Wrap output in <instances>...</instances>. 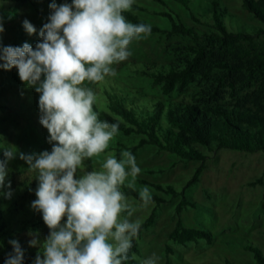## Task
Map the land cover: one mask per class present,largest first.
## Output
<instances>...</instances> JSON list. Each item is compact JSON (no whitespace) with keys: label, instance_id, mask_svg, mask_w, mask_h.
Listing matches in <instances>:
<instances>
[{"label":"clouds","instance_id":"obj_1","mask_svg":"<svg viewBox=\"0 0 264 264\" xmlns=\"http://www.w3.org/2000/svg\"><path fill=\"white\" fill-rule=\"evenodd\" d=\"M134 2L71 0L57 4L53 0L35 48L28 43L20 47L0 44V68H16L20 80L40 94V123L52 145L50 152L19 153L38 181L37 199L31 207L42 214L49 229L42 242L38 234L29 233L33 236L29 245L40 248L35 264H125L138 237L142 222L132 219L138 207L122 191L124 187L137 191L142 170L133 153L124 150L119 158L108 154L96 161L98 169L85 171V161L101 157L119 133V123L100 119L94 109L98 96L86 82L98 84L115 77L113 65L132 55L134 41L151 34L150 24H134L123 15ZM23 27L29 35L37 31L27 19ZM4 31L0 19V34ZM3 155L0 188L8 174L7 162L16 157L17 150L9 147ZM138 191L140 208L154 202L148 186ZM9 243L13 252L5 264H23L19 242ZM161 260L153 252L141 264H161Z\"/></svg>","mask_w":264,"mask_h":264},{"label":"trees","instance_id":"obj_2","mask_svg":"<svg viewBox=\"0 0 264 264\" xmlns=\"http://www.w3.org/2000/svg\"><path fill=\"white\" fill-rule=\"evenodd\" d=\"M9 1L27 2L34 6L37 3L50 5L53 2ZM168 1L148 0V4H145L135 0L132 9L123 13L127 20L134 24H150L151 34L180 35L196 41L193 45L183 44L171 49L172 59L167 63L149 65L139 62L134 63L131 68L128 67L134 76L144 77L153 86H157L164 97L151 96L136 87H127L123 79L118 77H106L103 82L97 84L99 94L94 109L99 112L101 120L119 123V133L135 140L129 149L133 155L137 149L151 145L159 151L175 154L181 160L201 163L180 189L170 182L138 179L140 184L152 189L154 206L149 215L141 221V229L138 237L133 240V247L125 264H140L137 259L141 254L138 242L143 230L153 225L156 210L161 203L167 201V197H180L175 206L176 212L186 207H199L187 194L189 188L198 182L204 169L203 162L209 158L199 147L206 151L230 149L264 154V0H241L242 7L261 23L251 24L246 30L229 26H233L229 11L220 0H211L210 21L205 18L204 23L208 28L206 30L186 23L179 13L171 8ZM171 1L185 7L192 18L201 23V18L193 13L192 8L198 0ZM55 2L71 3V0ZM141 12L160 18L161 22L154 23L149 17L142 16ZM12 30L13 36L5 46L20 47L28 43L35 48L41 41L40 29L29 35L23 27V21L12 25ZM254 37L262 39L259 46L254 45ZM14 69L18 73V70ZM246 88L250 91L240 96V92ZM174 94L179 95V98H172ZM39 95L32 99L33 110L39 101ZM120 147H124L122 139L117 140L118 158ZM1 152L0 149V161H3ZM17 174L9 172L4 184H11ZM37 186V180L20 182L19 187L11 192V196L17 200L31 201ZM138 189L133 191L124 187L122 191L127 196L140 200ZM5 192H0V200H7L5 206L0 205L1 262L5 264L7 255L13 252L9 241L17 240L24 250L23 264H33L40 248L31 247L30 240L23 239L20 234L27 230L37 231L40 221L30 219L19 227L15 226L16 214L14 211L11 215L8 213L11 210V200ZM46 237L38 235L41 242ZM167 238L168 241L181 245L201 239L210 244L213 234L207 228L187 226L178 217ZM170 244L167 242L165 245L167 255L174 253ZM245 250L252 252L254 264H264V254L258 247L247 244ZM226 262L232 264L228 260Z\"/></svg>","mask_w":264,"mask_h":264},{"label":"rangeland","instance_id":"obj_3","mask_svg":"<svg viewBox=\"0 0 264 264\" xmlns=\"http://www.w3.org/2000/svg\"><path fill=\"white\" fill-rule=\"evenodd\" d=\"M137 1L148 4V0ZM220 1L229 11L230 22L233 25H229L230 27L246 30L251 24L261 25L251 13L242 7L241 0ZM168 3L189 25L202 30L208 29L204 23L206 19L210 21L211 0H198L192 6L193 13L201 18V23L196 22L182 5L171 0ZM50 13L51 9L46 4L37 3L34 6L27 2L0 1V19H2L5 29L0 34V44L5 46L8 39L12 38V25L17 21L21 22L27 19L39 30L48 22ZM140 14L149 17L154 23L161 22L160 18L150 17L142 12ZM261 42V38L254 37L255 46H259ZM195 43L196 41L193 39L180 35L150 34L130 45L132 55L127 60L113 65L117 71L115 77L123 79L127 87H136L151 96L164 97L157 86H153L144 77L134 76L129 68L139 62L149 65L167 63L172 59L171 49L183 44L193 45ZM86 84L96 94H99L97 84L88 82ZM246 91H250V89L246 88L239 95L241 96ZM37 94L39 93L35 91L34 87H29L20 80L14 68L11 70L0 68L1 156L5 160L4 150L14 146L17 155L7 162V169L8 174L9 172L18 173L14 176L11 187L4 184V187L0 188V192H12L19 187L20 182L36 180V173L28 170L29 165L19 158V153L33 154L45 150L51 151L52 145L47 140L49 133L40 123L38 103L34 110L32 109L34 107L32 99H35ZM172 98H179V95L174 94ZM119 139L124 142V147L119 149V157L122 151L129 150L135 143V140L118 133L101 157L85 161V171H90L93 168L98 169L99 164L96 161H102L108 154L116 156L117 140ZM199 148L207 153L209 158L203 162L204 169L198 182L187 192L190 199L196 201L199 207H186L180 212H176L175 206L180 197H167V201L161 203L157 208L153 225L143 230L142 237L138 242L141 254L137 256V259L140 264L153 252L162 256L161 264H227V260L232 264H254L255 258L252 252L245 250L247 244H253L264 254V154L230 149L206 151L203 147ZM134 156L142 170L137 178V188L143 186L138 182V179L144 178L159 183L170 182L180 189L201 163L200 161L181 160L175 154L159 151L151 145L137 149ZM150 169L152 171H149ZM150 190L152 189L150 188ZM1 197L2 195H0V199ZM128 197L138 207V211L134 213L132 219L139 218L143 221L149 215L154 203L147 208H140L139 205L142 203L140 200L132 196ZM35 199H37L35 194L31 201L10 197L11 210L8 213L11 215L13 211L15 212V226L19 227L25 222H29L30 219L40 221L37 231L27 230L22 232V235L20 234L23 239L31 240L33 236L29 235L30 232L39 236H48L49 234L48 227L43 223L42 214L37 211L32 213L35 210L32 209L31 203ZM6 203L7 200H0V205L5 206ZM178 217L187 226L209 229L213 234L212 243L208 244L202 239L198 242H187L186 245L168 241L167 235ZM64 219L66 221V217ZM167 242L171 243L170 245L174 249L173 254L165 253ZM0 264H3L1 258Z\"/></svg>","mask_w":264,"mask_h":264}]
</instances>
